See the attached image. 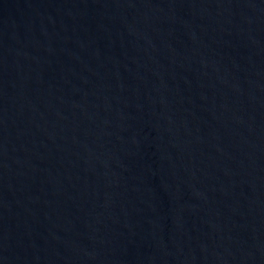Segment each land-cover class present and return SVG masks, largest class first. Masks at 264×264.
<instances>
[{
    "label": "water",
    "instance_id": "water-1",
    "mask_svg": "<svg viewBox=\"0 0 264 264\" xmlns=\"http://www.w3.org/2000/svg\"><path fill=\"white\" fill-rule=\"evenodd\" d=\"M0 264H264V0H0Z\"/></svg>",
    "mask_w": 264,
    "mask_h": 264
}]
</instances>
